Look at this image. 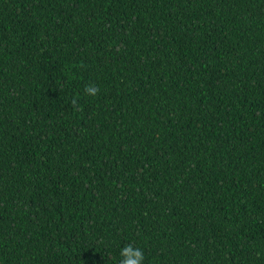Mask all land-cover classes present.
<instances>
[{
	"label": "trees",
	"instance_id": "trees-1",
	"mask_svg": "<svg viewBox=\"0 0 264 264\" xmlns=\"http://www.w3.org/2000/svg\"><path fill=\"white\" fill-rule=\"evenodd\" d=\"M127 244L264 264V0H0V264Z\"/></svg>",
	"mask_w": 264,
	"mask_h": 264
},
{
	"label": "clouds",
	"instance_id": "clouds-1",
	"mask_svg": "<svg viewBox=\"0 0 264 264\" xmlns=\"http://www.w3.org/2000/svg\"><path fill=\"white\" fill-rule=\"evenodd\" d=\"M89 94H95L97 89L89 87L85 89ZM119 264H142L144 260V254L139 247H133L131 244H127L120 249Z\"/></svg>",
	"mask_w": 264,
	"mask_h": 264
}]
</instances>
